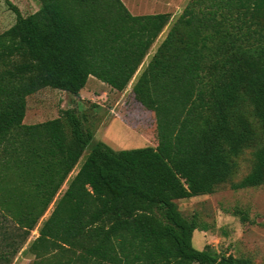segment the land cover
Instances as JSON below:
<instances>
[{"label": "trees", "instance_id": "16d2710c", "mask_svg": "<svg viewBox=\"0 0 264 264\" xmlns=\"http://www.w3.org/2000/svg\"><path fill=\"white\" fill-rule=\"evenodd\" d=\"M5 1L17 18L0 33V264L53 202L34 264H256L197 249L194 232L212 226L178 201L264 185V0H190L145 70L153 144L97 142L59 198L95 132L75 108L25 123L28 97L79 96L91 76L125 90L172 17L123 0H40L28 15ZM247 149L251 170L233 181Z\"/></svg>", "mask_w": 264, "mask_h": 264}, {"label": "rangeland", "instance_id": "374dc122", "mask_svg": "<svg viewBox=\"0 0 264 264\" xmlns=\"http://www.w3.org/2000/svg\"><path fill=\"white\" fill-rule=\"evenodd\" d=\"M123 1L136 15L168 12L172 17L127 88L120 91L91 76L79 96L47 87L28 97L25 123L43 122L59 117L64 109L75 108L81 117L86 118L85 126L95 132L92 142L56 198L66 190L69 179L76 175L97 142L103 141L116 150L143 148L153 144L156 125L145 70L169 28L183 13L190 0ZM12 2L24 15L34 13L41 7L40 0H12ZM16 18V13L10 9L6 1L0 0V33L11 27ZM252 163V151L247 149L239 161L233 181L241 180L251 170ZM178 203L185 215L191 216L197 213L201 221L212 226L207 231L194 232L193 244L197 249L211 247L222 253L250 257L256 264L264 263V185L239 190L226 185L212 194L181 199ZM54 207L55 202L40 219L27 243L15 255L11 264H34L35 255L29 246L39 236L40 227L51 215ZM236 208L246 211V220H243L242 215L233 213Z\"/></svg>", "mask_w": 264, "mask_h": 264}]
</instances>
